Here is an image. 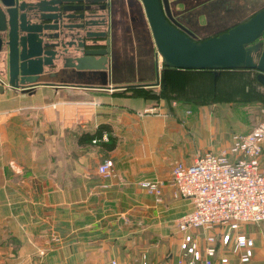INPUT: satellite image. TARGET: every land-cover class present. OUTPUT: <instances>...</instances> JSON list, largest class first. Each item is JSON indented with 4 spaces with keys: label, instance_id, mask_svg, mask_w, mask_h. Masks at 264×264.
Listing matches in <instances>:
<instances>
[{
    "label": "crops",
    "instance_id": "1",
    "mask_svg": "<svg viewBox=\"0 0 264 264\" xmlns=\"http://www.w3.org/2000/svg\"><path fill=\"white\" fill-rule=\"evenodd\" d=\"M261 2L259 9L264 7ZM138 7L133 29L137 32L138 27L143 40L136 44L134 37L127 46L135 60L116 63L105 89L62 84L38 85L30 93L11 89L0 54V264H138L142 257L153 264L150 248L141 250L145 242H176L171 262L175 260L181 237L176 220L192 207L188 200L172 199V168L192 164L204 154H194L201 146L210 147L205 153L225 151L233 135L223 150L204 139L210 122L207 108L225 102L214 92L206 93L200 81L208 86V74L184 76L188 90L184 97L173 94L180 98L170 104L162 99L155 105L136 95L139 89L159 91L167 82L160 59L149 52L152 39ZM122 46L115 50L125 56ZM135 64L141 66L140 80L126 79ZM153 71L156 77L146 79ZM180 76L166 74L174 80ZM128 84L132 89L112 92V87ZM152 105L158 114H142ZM198 133L202 139L193 137ZM104 160L113 162L110 179L97 171ZM144 180L165 183L160 203L139 188ZM236 234L253 241L249 261L240 263L219 242L216 258L264 264V222L243 224ZM198 242L202 249L203 242ZM139 251L141 256L131 260Z\"/></svg>",
    "mask_w": 264,
    "mask_h": 264
},
{
    "label": "built area",
    "instance_id": "2",
    "mask_svg": "<svg viewBox=\"0 0 264 264\" xmlns=\"http://www.w3.org/2000/svg\"><path fill=\"white\" fill-rule=\"evenodd\" d=\"M152 111L147 108L142 114ZM113 167L111 160H104L97 171L110 179ZM138 186L155 202L162 201L165 183L144 180ZM168 186L172 199L188 200L192 207L176 220L181 237L170 264H230L228 257L216 258V242L238 256L240 263L248 262L253 241L236 233L243 224L264 222V123L248 134H234L225 151L199 155L189 165L175 164ZM110 264L129 263L112 260ZM138 264L148 263L142 257Z\"/></svg>",
    "mask_w": 264,
    "mask_h": 264
},
{
    "label": "water",
    "instance_id": "3",
    "mask_svg": "<svg viewBox=\"0 0 264 264\" xmlns=\"http://www.w3.org/2000/svg\"><path fill=\"white\" fill-rule=\"evenodd\" d=\"M138 1L151 33L156 60L159 58L163 67L210 70L215 77L225 70H253L257 82L264 88V43H258L264 36V8L226 32L197 41L173 20L167 0ZM57 3L41 0L33 7L24 0H0V54L6 55L11 89L27 92L38 86L39 78L46 74L45 68L53 65L51 57L56 54L47 49L65 47L63 43L49 44L48 41L73 36L75 27L60 21ZM34 10L41 14L40 21L47 24L40 26L31 22L28 14ZM42 32L49 34L41 38Z\"/></svg>",
    "mask_w": 264,
    "mask_h": 264
},
{
    "label": "flooded vegetation",
    "instance_id": "4",
    "mask_svg": "<svg viewBox=\"0 0 264 264\" xmlns=\"http://www.w3.org/2000/svg\"><path fill=\"white\" fill-rule=\"evenodd\" d=\"M24 1L27 5L34 7L41 0ZM54 1L58 2L55 4V7L59 9L58 15L60 16V21L63 24L74 26L75 29L71 38L48 41L49 44L63 43L65 47L64 49H47L56 54L51 57L53 65L45 68L46 74L39 78L38 85L62 84L65 86L88 87L100 90L107 88L105 82L107 83L110 80L112 67L116 63H122V57H126V60L129 62L134 59L131 49L128 50L127 46L134 40L135 29H133V25L137 20L136 0ZM180 1L179 3H183V1ZM167 2L173 20L177 22L178 26H182L188 31L184 20L172 9L171 0H167ZM28 16L35 25L44 26L47 24V22L40 21L41 14L37 10L30 12ZM131 19L133 22L130 21ZM85 24L87 25L86 27L80 28ZM144 25V29H146V32L148 30L151 36L146 21ZM189 33L192 36V33ZM43 34H49V32H42L41 38ZM121 35L122 37L120 38ZM121 42H123L122 53L127 56H122L115 50V46L118 48ZM79 46L84 47L80 48ZM3 57L7 66L5 53ZM86 66L98 68L92 70L80 69V67ZM51 80L54 82H51ZM35 87L30 88V91L26 93L32 92ZM131 87H133L132 84L122 87L115 86L112 87V92L132 89Z\"/></svg>",
    "mask_w": 264,
    "mask_h": 264
},
{
    "label": "rangeland",
    "instance_id": "5",
    "mask_svg": "<svg viewBox=\"0 0 264 264\" xmlns=\"http://www.w3.org/2000/svg\"><path fill=\"white\" fill-rule=\"evenodd\" d=\"M183 3H179V0H171L172 9L174 12L180 16L184 23H186L185 27L189 32L192 33L193 38H205L215 34L220 33L228 29L229 27L240 23L245 20L248 16L255 13V11L259 10L261 6V0H181ZM180 1V2H181ZM138 9L140 8L143 14L141 3L136 0ZM137 15V13H136ZM240 22L229 23L230 21L239 20ZM130 21L133 22L131 19ZM139 21L136 20V22ZM144 21V20H143ZM145 22V21H144ZM134 37L136 38V44H140L141 39L143 38V34L138 31H134ZM134 38V40H135ZM152 39V38H151ZM143 40V39H142ZM150 48L152 53H155V47L153 44V40L149 39ZM147 47V45H146ZM140 48V47H138ZM127 56V55H125ZM126 60V57L121 59V62ZM135 60V56L134 59ZM158 60V59H157ZM137 63V60L136 62ZM148 63V62H146ZM144 65L142 61V66ZM151 69H155V59H152L150 64ZM139 67L141 66L135 64V70H129V76L126 79L138 81L140 80ZM133 69V68H131ZM153 71L151 74H148L146 79L152 80L156 77V74ZM127 74V73H126ZM122 75V74H121ZM125 79V76L123 74ZM177 83V82H176ZM188 81L181 82L179 87L176 85H172V87L180 88L182 87L185 91L188 90L186 88ZM201 83V82H200ZM204 89H206V93L210 91V88L206 86V82L201 83ZM232 86H231V85ZM231 86V87H230ZM220 90L217 92L218 99H224L225 102H219L215 106H209L207 108V112L209 114V131H207V137L204 139L211 140L219 150H223L228 148L230 143V137L235 133H248L255 129L259 124L264 123V99L260 96L252 98L247 94V89L245 85L242 83V78L240 76H234L231 80H225L221 82ZM152 109V113L148 115L158 114L156 112L157 106L152 105L148 107ZM158 109V108H157ZM143 112V111H142ZM195 111H193V114ZM190 114V113H188ZM201 128H206L207 124L204 119L200 121ZM188 131V130H187ZM200 130L199 132H201ZM190 135V129H189ZM187 135V136H189ZM191 137V136H190ZM194 138L202 139L201 135L198 133L193 135ZM210 137V138H209ZM191 139H193L191 137ZM206 142V140H201ZM206 148L210 147H202L201 149L194 154H202L207 151ZM215 148L214 150H217ZM213 150V151H214ZM184 204V203H183ZM185 205V204H184ZM152 245V246H150ZM150 246V247H149ZM150 248L148 255L150 256V260L153 264H169L172 260L173 254L176 248V242H145V246L141 248L142 252L144 249ZM152 250V251H151ZM141 252H137L132 255L131 260H135L137 257L141 256ZM147 255V254H146ZM112 261V260H111ZM110 261V262H111ZM110 262L108 264H110Z\"/></svg>",
    "mask_w": 264,
    "mask_h": 264
},
{
    "label": "trees",
    "instance_id": "6",
    "mask_svg": "<svg viewBox=\"0 0 264 264\" xmlns=\"http://www.w3.org/2000/svg\"><path fill=\"white\" fill-rule=\"evenodd\" d=\"M253 14L248 16L246 19L251 17ZM245 20H243V21H245ZM243 21H241V22H243ZM228 29L221 31L220 33L212 35V36H217L223 32H226ZM209 37H211V36H209ZM205 38H208V37H205ZM205 38H200V39L193 38V39H195L197 41H201V40H204ZM258 43H264V36L261 37V39L258 41ZM256 55H258V53L255 54L254 56H256ZM163 69H164V73H165V80L167 82H165V85L159 91H153V90L144 91V90L139 89V90H137L136 95L140 96L141 98H144L148 101H152V103L155 105L159 102V100H162V99L167 100V102L170 104L172 99L174 100V99L180 98L179 96H174L173 94H178V95H181L184 97V94L186 93V91L182 87L176 88V87H172V85H176L179 87L180 85H178V84H181V82L188 80L184 76H188L191 73H200V74L210 75V77H209L210 80L207 81V84H208V87L210 88V92H212V93L214 92V94H215L214 97H216L217 99H218V95H220L217 92H219V90H220L219 87L221 86V82L225 81V80H231L234 78V76H240L242 78V83L245 85V87L247 89V94L249 96H251L250 94H252L253 99H254L255 95L260 96L261 98L264 99V88L257 82L256 71H253V70H245V69L225 70V71L219 72L216 79H212L213 72L210 70H178V69H169V68H165V67H163ZM166 74L167 75H169V74H176L177 75L178 74L179 76L181 75L180 77H182L183 79L178 78L177 80H174V79H171L170 77L166 78ZM200 82H206V81H200ZM93 137L94 136H90V138H89L90 141L94 139Z\"/></svg>",
    "mask_w": 264,
    "mask_h": 264
}]
</instances>
